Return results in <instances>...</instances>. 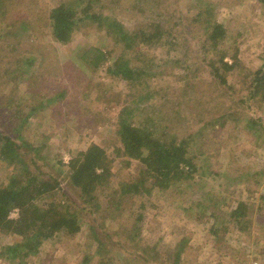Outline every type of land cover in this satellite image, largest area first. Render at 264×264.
<instances>
[{"label":"trees","instance_id":"trees-1","mask_svg":"<svg viewBox=\"0 0 264 264\" xmlns=\"http://www.w3.org/2000/svg\"><path fill=\"white\" fill-rule=\"evenodd\" d=\"M10 1L0 0V28L7 29L3 32L6 34H24L32 43L28 51H20L15 44H0V160L8 161L15 170L8 174L7 183L0 184V240L14 238L2 247L3 259L15 263L19 258L21 264H27L26 258L38 254L58 234H76L84 224L88 253L95 249L85 255L83 264L95 255L100 264H117L114 254L118 250L123 255L120 264L165 261L154 245L139 242L145 202L134 210L131 223L122 220L124 209L133 207L139 195L153 196L156 188H179L198 171L196 159L206 161L212 154L217 155L209 152V147L220 144L222 136L217 135L230 121L237 123L246 115L251 130L264 128L260 116L264 106V63L252 70L242 62L237 45L231 54L225 49L228 29L212 19L211 6L202 0L187 11L181 8L180 0H62L51 8L44 24L52 28L57 45L72 41L76 31L96 25L114 41L115 48H121L107 72L130 89L142 87L140 93L132 97L127 94L123 100V94L108 95L104 89L96 96L107 105L113 100L123 103L118 116L122 146L116 148V154L140 163L134 179L113 186L103 195L99 182L112 176L113 164L105 147L92 143L78 151L64 171L62 155H56V163L47 160L42 149L45 145L34 146L26 133L29 118L48 112L51 103L58 102L65 91L44 95L38 90L47 75L57 74L62 68L52 65L49 48L42 49L37 43L39 25L22 16H10ZM260 1L264 7V0ZM192 8L198 9L196 14H190ZM32 15L35 19L36 14ZM77 56L98 70L111 53L98 45L83 44ZM236 68L242 75L234 83L230 76ZM164 75H174L182 83L171 88L153 85L155 78ZM24 79L31 97L22 96L18 101L14 92ZM136 109L158 121L149 129L137 125L133 121ZM48 199L42 205L38 202ZM197 204L209 209L201 202ZM16 208L19 216L12 218ZM104 211L106 215H102ZM231 215L241 222L247 216V204L239 201ZM108 217L112 223L107 222ZM218 224L211 227L215 235L221 230ZM187 241L183 237L176 244V263Z\"/></svg>","mask_w":264,"mask_h":264},{"label":"rangeland","instance_id":"rangeland-1","mask_svg":"<svg viewBox=\"0 0 264 264\" xmlns=\"http://www.w3.org/2000/svg\"><path fill=\"white\" fill-rule=\"evenodd\" d=\"M196 1L180 0V6L187 11L192 5H196ZM61 2L62 0L10 1L13 9L10 16H22L25 20L38 24V34L41 36L37 43L43 46L42 49L49 48L52 53L51 64L62 68L57 74L47 75L38 84V87L42 86L38 90L44 91V95L65 91L58 102L51 103L48 112H38L29 118L25 125L26 133L34 146L41 143L45 145L42 149L47 160L51 159L56 163V155H62L64 165L61 168L64 171L68 170L65 164L78 151L86 149L92 143L105 147L113 164L112 176L100 179L99 182V192L104 195L113 186L134 179L140 170V163L137 159L116 154V148L122 146L118 133V116L123 103L113 100L107 105L96 96L104 89L108 95H115L117 92L123 94L120 98L123 100L127 94L132 97L140 93L142 87L130 89L119 77L107 72L106 68L113 64L121 48H115L114 41L106 37L103 31H99L96 25L76 31L72 41L57 45L52 28L44 23L48 22L51 8ZM202 2L211 6L212 19L223 23L228 29L225 49L231 54L234 45H237L240 48V58L247 68L255 70L260 67L264 63L263 3L260 0ZM197 8L190 14H196ZM32 13L36 14L35 19ZM3 32H7V29L0 28L1 45L15 44L20 51L31 49L32 40L29 37ZM83 44L98 45L111 53V58L98 70H94L77 56V50ZM227 59L231 57L228 56ZM241 75V70L236 68L230 79L236 83ZM153 83L155 86L171 88L182 82L174 75H164L155 78ZM2 88L0 86V95ZM14 96L18 101L22 96L27 99L31 97L27 80L21 81ZM260 116L264 122V106ZM133 121L149 129L158 120L154 116L146 118L143 111L136 109ZM247 121L246 115L237 123L230 121L217 135L222 136L220 144L214 146L212 143L209 147V152L217 155L212 154L206 161L196 159L198 171L183 181L179 188L173 187L168 191L156 188L153 196L139 195L134 198L133 207L128 205L124 209L122 220L131 223L134 210L141 208V201L145 202L138 238L142 244L154 245L165 258L166 262L159 260L155 264H264V128L253 131ZM28 157H31L30 153ZM127 160L129 162L125 163ZM13 172L14 166L1 159L0 184L7 183ZM103 199L106 203V196ZM48 201L50 199L38 200L40 205ZM239 201L247 204V216L241 222H236L231 213ZM197 202L207 205L209 209L200 207ZM200 210L202 215L199 216ZM12 212V218L19 216L14 210ZM102 215H106L105 211ZM107 222L112 223L109 217ZM216 223L221 227L217 235L211 230ZM86 233L87 227L84 224L76 234L62 232L55 240L41 247L38 254L26 258V263L83 264L88 253ZM183 237L188 239L187 245L180 261L176 263L175 246ZM13 240V237H3L0 240V264H21L19 258L14 263L2 257V247ZM94 249L95 247L89 253H93ZM122 256L119 250L115 252L117 264L122 262ZM100 263L98 255L88 262Z\"/></svg>","mask_w":264,"mask_h":264},{"label":"built area","instance_id":"built-area-1","mask_svg":"<svg viewBox=\"0 0 264 264\" xmlns=\"http://www.w3.org/2000/svg\"><path fill=\"white\" fill-rule=\"evenodd\" d=\"M14 212H15L16 214H18L19 209H18V208L14 209ZM12 213H13V212H12ZM12 213H11V216H12Z\"/></svg>","mask_w":264,"mask_h":264}]
</instances>
